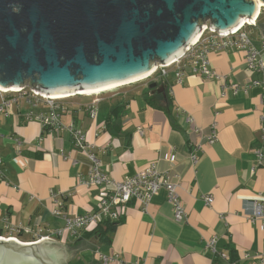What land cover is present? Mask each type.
<instances>
[{
    "label": "crops",
    "instance_id": "obj_1",
    "mask_svg": "<svg viewBox=\"0 0 264 264\" xmlns=\"http://www.w3.org/2000/svg\"><path fill=\"white\" fill-rule=\"evenodd\" d=\"M260 11L241 32L264 63ZM208 65L211 79L187 68L181 83L173 68L157 73L164 97L146 85L108 98L54 99L58 125L47 129L26 118L47 115V102L19 99L11 116H0V235L7 224L24 230L22 243L50 239L65 250V264H103L98 253L107 264H229L230 250L235 264H264V231L250 218V204H264V70L248 69L236 48L210 51ZM10 138L20 141L18 150ZM91 157L115 181L154 165L177 185L186 220L174 221L161 191L145 210L132 201L108 221L113 227L105 230V221L94 229L104 238L94 230L57 235L65 222L52 214L55 201L70 217L97 209L102 189L85 184ZM212 238L217 261L206 247Z\"/></svg>",
    "mask_w": 264,
    "mask_h": 264
},
{
    "label": "water",
    "instance_id": "obj_2",
    "mask_svg": "<svg viewBox=\"0 0 264 264\" xmlns=\"http://www.w3.org/2000/svg\"><path fill=\"white\" fill-rule=\"evenodd\" d=\"M259 5L264 0H0V88L28 81L49 94L122 82L154 61L180 57L207 19L219 35L243 22L254 25ZM101 11L106 16L97 19ZM88 44L98 63L86 58ZM66 258L47 238H0V264H65Z\"/></svg>",
    "mask_w": 264,
    "mask_h": 264
},
{
    "label": "built area",
    "instance_id": "obj_3",
    "mask_svg": "<svg viewBox=\"0 0 264 264\" xmlns=\"http://www.w3.org/2000/svg\"><path fill=\"white\" fill-rule=\"evenodd\" d=\"M250 26L248 23L244 24L243 27L233 33L229 32L227 35H219L217 31H211L209 25L205 24V28L200 34L199 39L185 51L181 57L176 59L172 64L155 65V70L149 75L155 76L158 72L161 77L167 76V70L170 68L175 69L176 82L181 83L184 77V70L187 68L194 74H199L205 79H211L215 77V73L209 69L208 65V54L210 51H221L225 48H236L241 50L245 54V64L248 69L263 71L264 63L258 55V51L251 45L246 34L241 31L244 27ZM254 26V25H253ZM264 46V39H263ZM257 84V83H256ZM235 90V87H232ZM26 85L19 86L18 91L12 92H0V116L7 118L11 116L14 107H17L19 99L26 98L28 103H32L33 97L36 99L47 102L49 105V112L45 114L34 115L32 112L26 115L27 119H35L40 122L43 129L52 128L58 125V107L54 104L52 99L44 98L40 93L37 92V88L29 87ZM79 96V95H77ZM212 136L208 137V142L212 143L215 138V133L212 132ZM12 143L18 150L20 147V141L17 138H10ZM83 142V137H79L77 140L78 146ZM256 155L261 157L259 151H256ZM192 163H196V156L191 155ZM174 160V157L172 158ZM92 167L87 176L85 184L89 186L101 187L102 194L97 203V209L94 213L86 214L82 216L70 217L63 213V205L55 201V208L52 211L54 216L62 217L65 222V228L63 231L58 232L60 235L63 232L75 234L77 231L94 230L103 224L105 221H118L120 218L119 210L122 207L128 206L132 201L140 203L143 210L146 209L150 199L161 191L166 194V200L172 207L173 219L176 223H183L186 220V212L183 203L179 199L177 193V185L171 183L166 176L159 172L154 165H150L142 171L136 173L131 177H126L120 181L109 179L108 176L104 175L99 171V162L91 157ZM1 163V160H0ZM213 202L212 197H206L205 203L211 205ZM252 210V221H259V229L264 231V204L253 202L250 204ZM4 235H0V238L7 239L13 238L18 242L22 241L19 235L24 232L20 227H11L9 225L4 226ZM207 249L215 255L216 252V239L212 238L208 240ZM103 264H107L111 261L109 257L101 254H97ZM264 261V255L262 256ZM235 264V263H231Z\"/></svg>",
    "mask_w": 264,
    "mask_h": 264
},
{
    "label": "bare ground",
    "instance_id": "obj_4",
    "mask_svg": "<svg viewBox=\"0 0 264 264\" xmlns=\"http://www.w3.org/2000/svg\"><path fill=\"white\" fill-rule=\"evenodd\" d=\"M261 8H264V6H262V5H259L258 6V13H259V11H260ZM258 13H257V15H258ZM257 15L255 16V18L257 17ZM246 23L247 22H243V24L238 29H236L235 31L241 29L242 26L244 24H246ZM199 37H200V35H199ZM199 37L197 38V40L199 39ZM178 58L179 57L174 58L172 60H169L166 63L162 62V64L163 65L164 64L165 65L172 64ZM154 70H155V67L152 66L147 72H145L144 74H141L139 76H136V77H132V78L123 80L122 82L119 81V82H116V83H113V84L103 85V86H99V87H95V88H90V89H84V90H76V91H68V92H54V93L47 94L46 92H44L40 88H38V87H36V88H37V92L40 93L44 98L52 99V100L53 99L67 98V97H71V96H75V95H83V96H86V95H97V94H100V93H103V92H107V91H110V90H114L116 88H119V87L124 86V85H127V84L129 85L131 83L133 84V83L138 82L140 80H144L150 74H152V72ZM8 91L16 92V91H18V87H16V88H0V92H8Z\"/></svg>",
    "mask_w": 264,
    "mask_h": 264
},
{
    "label": "rangeland",
    "instance_id": "obj_5",
    "mask_svg": "<svg viewBox=\"0 0 264 264\" xmlns=\"http://www.w3.org/2000/svg\"><path fill=\"white\" fill-rule=\"evenodd\" d=\"M260 14L261 15H264V8H262L261 9V11H260ZM205 23V22H204ZM210 23L211 22H209V25H210ZM207 25V24H206ZM243 27V26H242ZM249 27H245V29L243 30L244 32H248V29ZM157 64H159L158 63V61H154V63L152 64V66H155V65H157ZM159 73V72H158ZM149 77V76H148ZM146 78V79H144V80H140V81H138V82H135V83H131V84H127V85H124V86H121V87H119V88H116V89H114V90H110V91H107V92H103L102 94L100 93V95H95L96 96V98H98V99H101V98H108V97H113L114 95H116V93H120V92H126V91H129V90H138V88H142V87H144V86H146L149 82H151L154 78H158V76L157 75H155V76H151L150 78ZM25 85L27 86V89H29V87H31L30 86V84H29V82L27 81L26 83H25ZM26 89V90H27ZM28 91V90H27ZM95 96H93V97H95ZM88 97V96H87ZM91 97V96H90ZM33 99H36L35 97H33ZM47 99V98H46ZM86 99H88V98H86V96H83V97H81V96H77V95H75V96H71V98H69L68 99V101H71V100H86ZM54 100V99H53ZM59 100H61V99H59ZM23 101V100H22ZM24 102V101H23ZM22 105H23V103H21ZM24 105H29L28 103H26V102H24ZM65 251V250H64Z\"/></svg>",
    "mask_w": 264,
    "mask_h": 264
},
{
    "label": "flooded vegetation",
    "instance_id": "obj_6",
    "mask_svg": "<svg viewBox=\"0 0 264 264\" xmlns=\"http://www.w3.org/2000/svg\"><path fill=\"white\" fill-rule=\"evenodd\" d=\"M13 9H14V11H16L17 7L13 8ZM105 16H106V14L103 11H101V13H99V15L97 16V19L104 18ZM209 20L210 19H207L204 24H207L208 25V23L210 22ZM68 36H69L68 39L73 38L72 32H71V34L68 33ZM85 52H86V58L88 60L94 61V63H98L99 62L98 58H96L94 56V54H93V52L91 50V45L90 44L87 45V47L85 49ZM154 83L156 84V87L153 88L152 90H150L149 92L152 91L155 94H157V92L158 93L159 92H161V93L164 92V90L162 88V85H161V82H160V79H158L157 77L154 78L151 82H149L147 84V86L148 85H151V84H154Z\"/></svg>",
    "mask_w": 264,
    "mask_h": 264
},
{
    "label": "trees",
    "instance_id": "obj_7",
    "mask_svg": "<svg viewBox=\"0 0 264 264\" xmlns=\"http://www.w3.org/2000/svg\"><path fill=\"white\" fill-rule=\"evenodd\" d=\"M104 227H105V230L108 228V227H113L114 226V224H112L111 222H105L104 223ZM99 227H102L101 225L99 226ZM98 227V228H99ZM92 234H94L95 236H98L100 239L101 238H104L105 237V235H104V233H101L100 235H99V229H97V230H94L93 232H91ZM34 242V241H33ZM230 257H229V260H230V262H228L229 264L230 263H233V262H237V256H236V254L234 253V251L233 250H230ZM215 256V261H217L219 258L217 257V255L215 254L214 255Z\"/></svg>",
    "mask_w": 264,
    "mask_h": 264
}]
</instances>
